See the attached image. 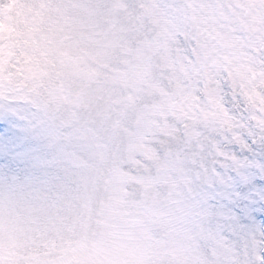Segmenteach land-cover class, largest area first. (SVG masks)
Returning <instances> with one entry per match:
<instances>
[{"label": "rangeland", "instance_id": "374dc122", "mask_svg": "<svg viewBox=\"0 0 264 264\" xmlns=\"http://www.w3.org/2000/svg\"><path fill=\"white\" fill-rule=\"evenodd\" d=\"M149 53L142 102L171 104L126 160L136 179L45 188L0 170V264H248L264 248V227H220L207 202L264 179V0H0V117L71 119Z\"/></svg>", "mask_w": 264, "mask_h": 264}, {"label": "snow or ice", "instance_id": "6c2138e0", "mask_svg": "<svg viewBox=\"0 0 264 264\" xmlns=\"http://www.w3.org/2000/svg\"><path fill=\"white\" fill-rule=\"evenodd\" d=\"M201 47L197 41L191 54L182 57L186 65L180 71L185 80L202 70ZM164 67L172 70L170 82L175 81L177 90L183 92L185 84L173 63ZM151 68L149 53L131 67L117 70L111 76L110 90H98L91 104L77 102L72 118L59 123L24 117L21 119L28 120V127L22 129L10 117H0V170L26 171L45 188L71 187L83 179L94 190H107L117 179L121 185L136 179L128 174L126 160L140 151L147 155L144 140L151 134V125L160 110L171 104L167 97L152 104L142 102L145 94H151L147 80ZM250 183L256 188L247 193L236 186L225 195L217 192L208 197L207 202L220 210V227H264V179L253 178ZM248 264H264V248H254Z\"/></svg>", "mask_w": 264, "mask_h": 264}, {"label": "trees", "instance_id": "16d2710c", "mask_svg": "<svg viewBox=\"0 0 264 264\" xmlns=\"http://www.w3.org/2000/svg\"><path fill=\"white\" fill-rule=\"evenodd\" d=\"M208 86V85H207ZM254 106H256V102H254V104L253 105H250V106H248V111L246 112V113H243V115L241 116V117H244V116H248L249 114H252V110H250L251 108H254ZM260 108H261V106H260ZM261 114H263L261 111H259V113H258V116H260L261 117Z\"/></svg>", "mask_w": 264, "mask_h": 264}]
</instances>
